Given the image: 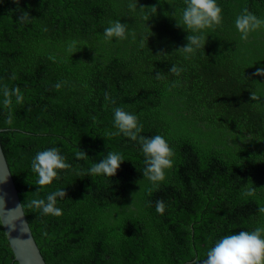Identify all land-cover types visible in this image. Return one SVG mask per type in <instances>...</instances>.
<instances>
[{
    "label": "trees",
    "instance_id": "1",
    "mask_svg": "<svg viewBox=\"0 0 264 264\" xmlns=\"http://www.w3.org/2000/svg\"><path fill=\"white\" fill-rule=\"evenodd\" d=\"M218 2L221 22L185 52L184 0H0V84L24 96L5 105L0 91V139L47 264H202L222 236L264 225V25L244 38L235 24L264 18V0ZM116 20L126 36L106 39ZM117 106L174 149L163 180L144 177L138 141L113 135ZM51 147L70 167L42 186L31 162ZM110 151L117 174L89 175ZM56 187L61 214H41L31 201ZM0 264H19L1 220Z\"/></svg>",
    "mask_w": 264,
    "mask_h": 264
},
{
    "label": "clouds",
    "instance_id": "2",
    "mask_svg": "<svg viewBox=\"0 0 264 264\" xmlns=\"http://www.w3.org/2000/svg\"><path fill=\"white\" fill-rule=\"evenodd\" d=\"M18 2V0H17ZM151 9H155L152 7ZM22 11L20 21H27L29 13ZM222 7L218 0H184L182 9L183 26L191 30L188 36V44L182 49L185 52H193L194 46L199 47L203 40L201 29L219 24L222 20ZM236 27L243 34L244 38L250 31L259 29L264 25V18L259 17L253 12L244 10L235 20ZM128 25L121 20H116L110 26L104 28L103 35L106 39L120 40L126 36ZM199 33V34H197ZM171 73L178 71L175 65L170 69ZM256 76H264V66L256 68ZM161 75H157L159 79ZM62 84L57 82L55 87L60 88ZM5 99V105L23 102L24 96L21 89L8 88L0 84ZM253 99L255 94L252 93ZM114 126L116 131L113 135L123 134L133 141H138L145 157V167L143 169L144 177L153 182L161 181L166 175V170L173 164L172 156L174 149L167 139L162 135L145 136L142 135L143 124L140 122L137 114L127 111L125 108L117 106L113 109ZM8 122H12L11 114ZM78 157L87 158L85 151L77 152ZM125 161L121 153L110 151L103 156L98 162L88 170L89 175H105L110 178L114 177ZM32 169L38 175L40 185H51L54 179L59 176V170L69 168L66 157L56 147H51L39 151L32 159ZM67 197L65 188L56 187L49 191L44 198L34 199L31 204L40 210L43 215H60L62 209L58 207V200ZM157 211L165 210V202L159 200L156 203ZM264 212V208L259 209ZM202 264H264V225L257 226L253 230H241L232 232L219 238L214 245L208 250L206 259Z\"/></svg>",
    "mask_w": 264,
    "mask_h": 264
},
{
    "label": "water",
    "instance_id": "3",
    "mask_svg": "<svg viewBox=\"0 0 264 264\" xmlns=\"http://www.w3.org/2000/svg\"><path fill=\"white\" fill-rule=\"evenodd\" d=\"M2 130H0V133ZM0 220L19 264H47L34 238L0 139Z\"/></svg>",
    "mask_w": 264,
    "mask_h": 264
}]
</instances>
